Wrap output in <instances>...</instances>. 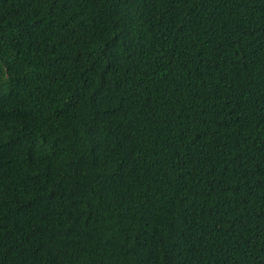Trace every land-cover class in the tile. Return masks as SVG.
Instances as JSON below:
<instances>
[{"label": "trees", "instance_id": "1", "mask_svg": "<svg viewBox=\"0 0 264 264\" xmlns=\"http://www.w3.org/2000/svg\"><path fill=\"white\" fill-rule=\"evenodd\" d=\"M0 264H264V0H0Z\"/></svg>", "mask_w": 264, "mask_h": 264}]
</instances>
